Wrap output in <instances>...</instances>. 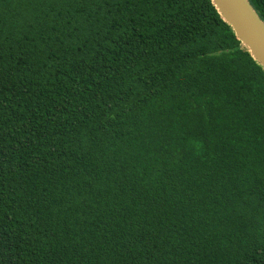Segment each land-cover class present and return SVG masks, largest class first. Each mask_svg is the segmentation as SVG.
<instances>
[{"label": "trees", "instance_id": "obj_1", "mask_svg": "<svg viewBox=\"0 0 264 264\" xmlns=\"http://www.w3.org/2000/svg\"><path fill=\"white\" fill-rule=\"evenodd\" d=\"M0 264H264V67L211 0H0Z\"/></svg>", "mask_w": 264, "mask_h": 264}, {"label": "water", "instance_id": "obj_2", "mask_svg": "<svg viewBox=\"0 0 264 264\" xmlns=\"http://www.w3.org/2000/svg\"><path fill=\"white\" fill-rule=\"evenodd\" d=\"M252 57L264 67V21L249 0H211Z\"/></svg>", "mask_w": 264, "mask_h": 264}]
</instances>
